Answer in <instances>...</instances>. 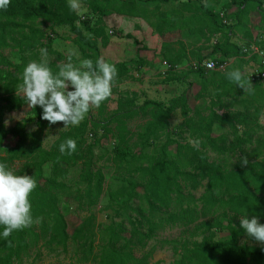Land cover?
<instances>
[{"label":"trees","instance_id":"16d2710c","mask_svg":"<svg viewBox=\"0 0 264 264\" xmlns=\"http://www.w3.org/2000/svg\"><path fill=\"white\" fill-rule=\"evenodd\" d=\"M115 1L88 0L91 14L80 16L85 25L81 28L77 24L79 16L70 9L68 0H11L6 9H0V49L13 48L10 41L15 42L19 37L22 41L38 37L36 43L25 44L27 50L40 45L59 55L61 60L73 59L53 51L55 34L47 35L37 23H50L52 31L55 27L69 26L76 35L74 43L82 56L92 60L95 67L100 51L98 43L106 45L109 41L105 19ZM233 3L237 5L234 12L223 9L217 14L201 6L209 17L212 35H221L213 38V52L208 57H215L219 62L233 61L227 72L234 69L244 72L250 60L246 59L243 48L256 46L264 50L262 35H254V30L258 33L264 30V8L261 0H234ZM250 3L259 8L260 19L256 21L249 18L247 5ZM224 19L231 20L232 25H225ZM237 31L243 34V38L255 41L234 42L232 38ZM204 59L199 57L197 61ZM253 59L256 60V56ZM166 61L177 66L174 59ZM0 65L15 69L13 73L8 69L0 70V163L11 169L17 162L20 170L15 171L16 175L26 174L37 181L29 199L33 219L42 218L39 224L14 231L7 240L0 235V264H23L33 249L40 255L41 249L51 253L72 250L80 264H149L156 248L141 257H137V252L145 251L165 226H181L190 232L188 238L160 241L162 248L171 247L176 256L170 264H264V246L240 243L246 234L239 220L243 215L249 219L257 216L259 222L264 223V132L257 122L262 108L256 105L257 100H264V88L261 87L264 81L256 84L252 94L242 91L241 95L248 97L242 99L231 96L234 83L227 79V72L206 73L202 69H188L202 79L196 100L204 99L212 92L205 113L201 108L190 107L187 90L172 98L167 105L145 100L143 105L135 106L137 95L134 94V98L119 101L111 118L103 121L85 118L78 126H69L46 149L43 147L46 125L41 119L43 110L39 106L28 110L37 120L34 132H28L22 122L12 128L6 127V112L28 109L26 100L16 94L26 65H13L1 54ZM138 65L144 66L146 62L141 61ZM115 67L118 75L114 85L121 83L130 72L125 63ZM52 71L58 72L59 67ZM176 74L179 75L171 71L167 79L171 80L170 76ZM234 101L243 103L244 110H230V102ZM149 108L153 109L152 120L138 136L142 149L152 146L154 153L145 154L142 150L135 153L126 140L122 141L125 138L123 133L127 131L126 123L140 110L145 112ZM178 109L185 125L190 128L194 144H182L172 138L169 119ZM220 109L224 110L222 114ZM112 123L117 124L122 137L114 147L116 163L141 174L139 180L126 179L118 190L110 192L108 208L115 211L114 218H121V221L113 219L111 224L102 228L91 210L100 201L105 179L102 169L97 166L94 147L115 135L110 126ZM217 126L228 128L230 133L216 134L214 129ZM161 137L166 138L164 143L160 142ZM68 139L77 144L71 155L59 151V145ZM208 150L219 156L231 154L237 157V162L233 168L224 167L210 161ZM238 157L249 158L247 165L242 166ZM47 165H50L48 175L45 171ZM76 165L82 166L80 179L88 186L86 196H89L91 213L71 232V224L60 208L59 192L65 188L63 180L69 170ZM201 187L205 189L204 194L196 200L191 193ZM185 190L189 191L188 195L184 194ZM80 198L83 200V196ZM226 230L230 238L214 240L217 232ZM2 232L3 226H0ZM199 236L201 240L197 239Z\"/></svg>","mask_w":264,"mask_h":264},{"label":"rangeland","instance_id":"374dc122","mask_svg":"<svg viewBox=\"0 0 264 264\" xmlns=\"http://www.w3.org/2000/svg\"><path fill=\"white\" fill-rule=\"evenodd\" d=\"M68 1L70 3V0ZM233 2L234 0H116L109 17L105 19L109 41L106 45H103L101 42L98 43L100 51L97 60L103 59L113 65L125 63L130 72L121 83L113 86L112 95L99 108H91L85 118L99 121L109 119L117 111L119 101L134 98V94L137 95L135 106L143 105L145 100H154L167 105L172 98L182 95L186 90L190 97V107L193 109L201 108L203 113H205L204 108L210 102L212 92H209L208 96L204 99L196 100L195 97L200 90L202 79L198 74L190 73L188 70L191 62L197 61L199 57L206 59L213 52L212 41L215 35L211 33L212 28L209 17L204 14L201 6H205L215 14L223 9L228 12H234L237 5H234ZM261 2L264 8V0H261ZM78 3L79 7L75 10L79 16L77 24L81 28H84L85 25L81 21L80 16L81 18L89 16L91 10L88 6V0H78ZM253 4L255 3H250L247 7L250 12V20L256 21L258 19V10L255 8L256 4ZM37 25L47 35L55 34L52 38L53 51L58 52L66 58L73 59L61 60L59 59V55L51 53L49 48L41 47L40 45L27 50L25 44L36 43L39 41L38 37H29L24 41L20 40L19 37L15 42L10 41L11 46L14 47L0 49V54L13 65H27L32 61L41 62L40 49H46L47 62L51 69H55L59 65L68 62H71L75 67H81L82 61L86 59L82 56L79 47L74 43L76 35L70 31L69 26L55 27L52 31L50 30V23H37ZM111 31L113 32L112 34L110 33ZM261 31L264 40V30H260L258 34ZM219 36L221 35L219 34L218 38ZM243 37V34L237 31L232 39L238 44L255 41ZM42 42L47 44L46 41L42 40ZM169 59L176 60L177 66L184 68L181 71H176L179 75H171V80L167 79L168 75H163L160 71V68H164L163 62ZM141 61L146 62V65L139 66L138 64ZM186 66L188 67L186 68ZM3 69H8L12 73L15 72V69L12 67L0 65V70ZM53 73L55 74L54 71ZM190 84H193V87L190 88ZM253 86L257 88V85ZM261 87L264 88V83H261ZM69 90L72 89L70 88ZM237 90H240V88ZM231 94L233 97L248 98L246 95L239 94L236 89H233ZM230 103L229 107L232 111L238 109L244 110L245 108L241 102L234 101ZM256 105L258 108H262L258 114L257 122L262 126L264 132V100H257ZM28 110L6 112L4 118L6 127L12 128L17 123L22 122L25 123L28 132H34L37 129V120ZM152 110L151 108L145 112L140 110L139 114H136L135 117L126 123L127 131L123 133L125 138L122 141L126 140L135 153L139 152V150H142L145 154L154 153L155 148L152 146L142 149L139 145L138 136L143 127L152 120ZM223 112L224 110H219L220 114ZM251 112L253 113L254 110L251 109ZM43 122L46 125L43 136V147L48 149L56 142L60 134L69 127L63 128L62 122L54 125H49V122L46 120H43ZM169 125L172 138L182 144H194V141L190 137V128L185 125L184 118L179 109L170 117ZM110 126L114 130L115 135L110 136L94 147L97 166L102 169L105 179L100 201L97 205L91 207V210L95 212L97 223L102 228L111 224L113 219L115 222L121 221V218H114L115 211L108 208L110 192L118 190L124 185L126 179L135 178L139 180L141 174L128 171L125 166H120L116 163L114 147L116 142L118 144L121 141L122 137H120L121 133L116 123H112ZM214 131L216 134L230 133L229 129L223 126L215 127ZM241 132L242 129L240 128L239 133ZM99 134L101 135L102 133L100 132ZM165 141V137L160 138L161 143ZM89 143H92V141L89 140ZM173 148L175 149V146ZM208 155L210 161L218 162L227 168H233L237 162V157L231 154L219 156L213 151L208 150ZM143 165L146 166L147 164ZM11 169L14 172L20 170L19 163L15 162L11 166ZM45 171L47 175L50 174V165L46 166ZM81 171V165L73 166L69 170L67 178L63 180L65 188L59 192L60 208L66 214V218L71 224V232L76 225L91 213L88 205L89 196H86L88 186L80 179ZM204 191L205 189L201 187L191 194L198 200L204 194ZM184 194L188 195L189 191L185 190ZM80 196H83V200ZM84 201L85 204L82 203ZM198 205H200L199 202ZM182 237H190V232H187L181 226H165V228H162L158 232L156 238L145 251L137 252V257H141V255L155 247L156 251L150 258L149 264H170L175 260L176 256L171 247L162 248L160 241L180 239ZM201 238V236L197 237L198 240H201ZM228 238H230V233L227 230L217 232L214 236L215 241ZM240 243L260 246V244L246 235L242 237ZM41 251L40 255L36 249H33L30 255L24 259L23 264H80L77 262L72 250L69 253H64L63 251L51 253L45 249H41Z\"/></svg>","mask_w":264,"mask_h":264},{"label":"clouds","instance_id":"9594fccd","mask_svg":"<svg viewBox=\"0 0 264 264\" xmlns=\"http://www.w3.org/2000/svg\"><path fill=\"white\" fill-rule=\"evenodd\" d=\"M10 2L0 0V9H6ZM69 7L76 10L79 7L78 0H70ZM40 53L41 62L32 61L24 68L22 83L16 94L26 100L28 109L39 106L43 110L41 119L48 121L49 125L62 122L63 128L78 126L91 108H99L112 95L118 75L115 65L99 59L94 67L93 61L86 59L82 61L81 67H75L71 62L59 65V71L54 74L48 66L47 50L40 49ZM226 77L244 93L254 92L250 77L245 78L240 69L227 72ZM76 148L73 139L59 145L62 154L71 155ZM240 161L242 166L248 163L246 157H241ZM36 187L37 181L33 176L16 175L8 165L0 163V226H3L0 235L5 240L14 231L41 222L40 217L33 219L29 199ZM240 227L247 237L264 246V224L259 222L257 216L250 219L247 215L240 216Z\"/></svg>","mask_w":264,"mask_h":264},{"label":"built area","instance_id":"2783aa9c","mask_svg":"<svg viewBox=\"0 0 264 264\" xmlns=\"http://www.w3.org/2000/svg\"><path fill=\"white\" fill-rule=\"evenodd\" d=\"M223 16V14H222ZM225 25H232L231 20L224 19ZM113 33L112 31L110 32ZM243 51L246 55V59L251 60L253 56L258 57V62L253 63L249 62L248 66L246 67L245 74L247 78L250 77L252 84H257L264 81V50L256 46L252 47H244ZM231 61H224L219 62L215 59H204L202 61H195L190 64V69L197 71V70H204L206 73L209 72H226L227 68L230 66ZM163 75H168L171 71L178 69V66H172V64L164 61L163 62ZM92 138V134H90L89 139Z\"/></svg>","mask_w":264,"mask_h":264},{"label":"crops","instance_id":"0c3cea01","mask_svg":"<svg viewBox=\"0 0 264 264\" xmlns=\"http://www.w3.org/2000/svg\"><path fill=\"white\" fill-rule=\"evenodd\" d=\"M257 10H259L258 7H257ZM251 19H252V18H251ZM258 19H260V16H259V15H258ZM251 21H255V20L252 19ZM254 33H255V34H258V32L255 31V30H254ZM255 34H254V35H255ZM259 35H262V31L260 32ZM217 37H218L217 35L214 36V38H217ZM238 37H239V36H238ZM206 59H211V58H206ZM166 62H168V61H166ZM232 62H233V61H231L230 66H231ZM250 62H253V63L255 62V63H257V62H258V57L256 56V60H254V59L252 60V58H251ZM191 63H192V62H191ZM159 64H160V63H159ZM248 64H249V63H248ZM248 64H247V65L245 66V68H244V74H245L246 67L248 66ZM230 66H229V67H230ZM187 67H188V66H186V68H187ZM229 67H228V68H229ZM186 68H185V69H186ZM228 68H227L226 72L228 71ZM160 69H161L160 71H161V73H162V71H163L164 68H160ZM183 69H184V68L179 67L177 70H173V72H176V71L178 72V71H181V70H183ZM189 69H190V67H189ZM158 72H159V71H158ZM226 72H219V73L225 74ZM168 75H169V74H168ZM245 77L247 78L246 74H245ZM252 85H256V84H252ZM233 86H234V89H236V91L239 92V94H240L241 91H242L241 88H240V90H237L239 87L235 86V84H233Z\"/></svg>","mask_w":264,"mask_h":264}]
</instances>
